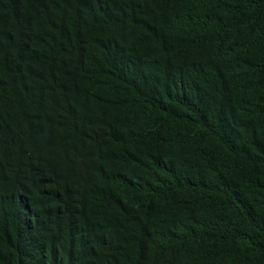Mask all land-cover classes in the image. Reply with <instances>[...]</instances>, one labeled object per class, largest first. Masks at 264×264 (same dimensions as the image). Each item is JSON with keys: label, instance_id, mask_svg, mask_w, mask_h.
<instances>
[{"label": "trees", "instance_id": "1", "mask_svg": "<svg viewBox=\"0 0 264 264\" xmlns=\"http://www.w3.org/2000/svg\"><path fill=\"white\" fill-rule=\"evenodd\" d=\"M0 264H264V0H0Z\"/></svg>", "mask_w": 264, "mask_h": 264}]
</instances>
